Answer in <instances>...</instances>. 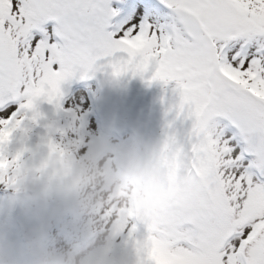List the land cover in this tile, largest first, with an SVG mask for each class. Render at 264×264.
Listing matches in <instances>:
<instances>
[{
  "label": "snow or ice",
  "instance_id": "6c2138e0",
  "mask_svg": "<svg viewBox=\"0 0 264 264\" xmlns=\"http://www.w3.org/2000/svg\"><path fill=\"white\" fill-rule=\"evenodd\" d=\"M109 4L0 0V107L35 120L38 101L100 67L174 83L191 128L164 150L181 183L143 220L137 264H264V0H159L162 17L119 22ZM21 123L0 119V184L19 170L5 145Z\"/></svg>",
  "mask_w": 264,
  "mask_h": 264
},
{
  "label": "clouds",
  "instance_id": "9594fccd",
  "mask_svg": "<svg viewBox=\"0 0 264 264\" xmlns=\"http://www.w3.org/2000/svg\"><path fill=\"white\" fill-rule=\"evenodd\" d=\"M164 145L138 129H104L83 150L49 140L38 160L18 152L14 183L0 196V264H130L121 234L134 239L132 228L181 183Z\"/></svg>",
  "mask_w": 264,
  "mask_h": 264
},
{
  "label": "rangeland",
  "instance_id": "374dc122",
  "mask_svg": "<svg viewBox=\"0 0 264 264\" xmlns=\"http://www.w3.org/2000/svg\"><path fill=\"white\" fill-rule=\"evenodd\" d=\"M109 6L117 12L115 22L135 16L140 9L150 21L163 16L159 0H110ZM147 80V76L141 78L130 73L115 78L111 69L100 67L88 78L78 75L65 82L58 102L38 101L35 120L33 112L20 108V101L0 107V119L17 114L22 121L5 145L6 157L12 160L23 151L25 162L30 158L38 160L49 140L69 151L73 146L83 150L86 139L104 129L122 135L138 129L146 140L156 144H163L174 135L178 144H185L191 121L178 115L180 96L174 90L175 84L158 81L149 84ZM4 189L5 185L0 184V190ZM136 229L134 239L121 234L119 241V251L128 257L130 264L135 262V240L146 235L143 224L137 223Z\"/></svg>",
  "mask_w": 264,
  "mask_h": 264
},
{
  "label": "bare ground",
  "instance_id": "6f19581e",
  "mask_svg": "<svg viewBox=\"0 0 264 264\" xmlns=\"http://www.w3.org/2000/svg\"><path fill=\"white\" fill-rule=\"evenodd\" d=\"M124 20V19H123ZM121 21V20H120ZM14 109H16V108H14ZM2 115L0 114V117H1Z\"/></svg>",
  "mask_w": 264,
  "mask_h": 264
}]
</instances>
